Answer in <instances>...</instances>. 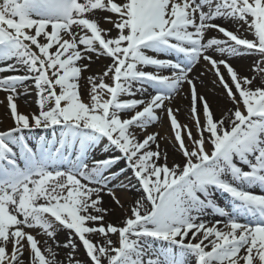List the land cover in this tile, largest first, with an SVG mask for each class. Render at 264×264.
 Masks as SVG:
<instances>
[{"label": "snow or ice", "instance_id": "obj_1", "mask_svg": "<svg viewBox=\"0 0 264 264\" xmlns=\"http://www.w3.org/2000/svg\"><path fill=\"white\" fill-rule=\"evenodd\" d=\"M254 56L249 75L232 63ZM185 85L191 127L170 106ZM0 92V264H264V0H0ZM160 113L179 160L148 131Z\"/></svg>", "mask_w": 264, "mask_h": 264}, {"label": "bare ground", "instance_id": "obj_2", "mask_svg": "<svg viewBox=\"0 0 264 264\" xmlns=\"http://www.w3.org/2000/svg\"><path fill=\"white\" fill-rule=\"evenodd\" d=\"M222 24H227L230 30H236L239 26L236 24H231L227 21H221ZM105 27H110L111 25L105 23ZM246 27H239V32L242 36L247 38H252V33L246 30ZM115 35V32L112 33ZM213 36L216 35L215 32L212 33ZM256 59V57H250L244 60H234L232 63L234 66H236L243 74L249 75V68L252 65V62ZM110 63V60L106 58H101L100 60H93L91 64V68L89 72H86L84 75L87 76L89 74L98 75L101 74L106 66ZM151 70V69H149ZM193 76L198 77L199 80H202L203 83L200 84L198 82V90L200 93H202L210 102L211 106L217 113V116L221 115L225 109L226 106H230L228 104L227 98L224 93V89L222 86L218 83L215 75L210 72L206 71L203 65H198L197 68L194 70ZM227 78V77H226ZM87 88L88 85L85 82L83 84V91L84 96L83 98L87 101L88 95H87ZM151 91V89L149 90ZM5 94L3 92H0V100H4ZM139 98V96L137 97ZM19 110L24 114L29 113H35L38 111L37 101L35 97V93H32L27 96L21 97L18 101ZM174 110L179 109L178 112H175V115L177 116V119L181 118V120L189 122L187 124L189 127L192 126V117L190 114V106H191V99L189 94V88L187 85L184 86L181 93L175 97V99L172 101L170 105ZM161 121L159 122L160 127L159 128H151L148 129L149 132H159L161 137L163 138L161 140V147H164L167 149L169 156H170V162L171 159H180L179 153L175 152L174 150V133L173 131L171 133H168L165 125L164 118L166 119L167 116L164 117V114H161ZM186 119V120H185ZM163 121V122H162ZM157 124V123H156ZM184 125V124H183ZM14 126L13 120L9 115V110L6 107V101L5 103L0 104V131L7 130ZM162 127V129H161ZM171 129V128H169ZM129 175L131 176V172H129ZM133 182H135L133 180ZM122 199L125 205V209L121 210L119 208H116V206L111 202L110 198L105 196V201L107 205L110 208H113L114 211L109 215L108 219L113 222H118L120 219H122L126 215V209L131 205L132 201L136 199L139 196V193H136L134 191H128L126 193H121ZM38 239L41 241V244H44V241L47 240L48 244L53 245L55 249V244L51 239H49L46 235H40ZM56 240H58L61 244H63L67 240V233L64 231H60L56 237ZM46 246V245H44ZM58 251L59 256L61 258L64 257L65 253L68 251L67 249L60 247L59 249H55ZM81 254V258H83V250L82 248L79 250Z\"/></svg>", "mask_w": 264, "mask_h": 264}, {"label": "rangeland", "instance_id": "obj_3", "mask_svg": "<svg viewBox=\"0 0 264 264\" xmlns=\"http://www.w3.org/2000/svg\"><path fill=\"white\" fill-rule=\"evenodd\" d=\"M166 116V114H164V117ZM164 121H165V123L164 124H166L165 125V127H166V129H167V131H168V133H171L172 132V129H169V128H171L170 127V121H169V119H168V117H166V119L164 118L163 119ZM186 120V119H185ZM182 125L183 124H189V122H187V121H184V120H181V118H179V120H178ZM163 122V121H162ZM161 124V123H160ZM160 124H155V125H153V126H151L149 129H151V128H159L160 126ZM161 129H162V127H161ZM43 247H46V246H44V244L42 245ZM83 250V249H82ZM84 251V250H83Z\"/></svg>", "mask_w": 264, "mask_h": 264}]
</instances>
